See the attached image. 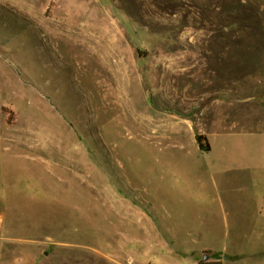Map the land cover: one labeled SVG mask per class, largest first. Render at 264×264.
<instances>
[{
    "label": "rangeland",
    "instance_id": "rangeland-1",
    "mask_svg": "<svg viewBox=\"0 0 264 264\" xmlns=\"http://www.w3.org/2000/svg\"><path fill=\"white\" fill-rule=\"evenodd\" d=\"M263 98L264 0H0V263L264 264Z\"/></svg>",
    "mask_w": 264,
    "mask_h": 264
},
{
    "label": "crops",
    "instance_id": "crops-1",
    "mask_svg": "<svg viewBox=\"0 0 264 264\" xmlns=\"http://www.w3.org/2000/svg\"><path fill=\"white\" fill-rule=\"evenodd\" d=\"M264 99V98H263ZM244 100L254 101V98H245ZM258 128L256 125L252 127V148L260 147L264 149V121L258 122ZM256 137L260 139L255 142ZM210 145V144H209ZM222 147V146H221ZM199 149V147H198ZM200 150V149H199ZM213 148L208 153H211ZM252 171L259 170L262 174L256 175L251 178L250 184L254 186L255 193L250 191H241L238 192L240 197V202L238 201V206L241 207V210L250 216V223L252 225V236L250 246L254 249V253L263 254L259 251L260 247H264V151L259 154L253 155L251 162ZM2 230V219L0 218V231ZM170 247V252L179 253L176 257H170L171 262L167 264H227L229 261L228 255L222 256L217 254V252L211 248L205 247L196 254L189 256L186 255L183 251L180 252L179 247L174 243L167 244ZM256 249V250H255ZM1 253V250H0ZM207 254L208 260L203 261V255ZM130 260V259H129ZM131 261V260H130ZM1 262V259H0ZM132 262V261H131ZM1 264V263H0ZM138 264H151L150 262H138Z\"/></svg>",
    "mask_w": 264,
    "mask_h": 264
},
{
    "label": "trees",
    "instance_id": "trees-1",
    "mask_svg": "<svg viewBox=\"0 0 264 264\" xmlns=\"http://www.w3.org/2000/svg\"><path fill=\"white\" fill-rule=\"evenodd\" d=\"M196 142H197V145H198L200 151H203V152H209L210 151V145H209L207 138L205 136L197 135L196 136Z\"/></svg>",
    "mask_w": 264,
    "mask_h": 264
},
{
    "label": "bare ground",
    "instance_id": "bare-ground-1",
    "mask_svg": "<svg viewBox=\"0 0 264 264\" xmlns=\"http://www.w3.org/2000/svg\"><path fill=\"white\" fill-rule=\"evenodd\" d=\"M115 57V56H114ZM107 91L108 92H110L111 93V95L110 96H113L114 98H115V96H116V94H114V92H115V90H114V92H113V88H112V85H107ZM109 95V94H108ZM107 96V95H106ZM118 96V95H117ZM121 99V98H120ZM113 100H116V99H113ZM114 102V101H113ZM120 102V101H119ZM115 103H116V101H115ZM114 103V104H115ZM122 103V102H121ZM117 105V104H116Z\"/></svg>",
    "mask_w": 264,
    "mask_h": 264
},
{
    "label": "water",
    "instance_id": "water-1",
    "mask_svg": "<svg viewBox=\"0 0 264 264\" xmlns=\"http://www.w3.org/2000/svg\"><path fill=\"white\" fill-rule=\"evenodd\" d=\"M208 257H209V256H208L207 254H204L202 260L205 262V261L208 260Z\"/></svg>",
    "mask_w": 264,
    "mask_h": 264
}]
</instances>
